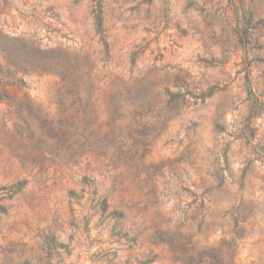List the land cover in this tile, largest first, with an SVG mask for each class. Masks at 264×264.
<instances>
[{
    "label": "rangeland",
    "instance_id": "obj_1",
    "mask_svg": "<svg viewBox=\"0 0 264 264\" xmlns=\"http://www.w3.org/2000/svg\"><path fill=\"white\" fill-rule=\"evenodd\" d=\"M0 43L30 70L0 101V188L29 181L0 264H264V0H0ZM85 177L136 205L123 229L72 200Z\"/></svg>",
    "mask_w": 264,
    "mask_h": 264
},
{
    "label": "trees",
    "instance_id": "obj_2",
    "mask_svg": "<svg viewBox=\"0 0 264 264\" xmlns=\"http://www.w3.org/2000/svg\"><path fill=\"white\" fill-rule=\"evenodd\" d=\"M94 19H95V27L97 34L100 37V42L103 44L104 49L106 52L109 50V43L107 41V34L106 30L104 28V9L102 4L99 2L95 8H94ZM1 35L9 38V36H6L5 34ZM37 44V50L43 51L39 48L38 42ZM0 53L7 57V63L6 64H0V101H5L8 103H15L17 101L16 97H12L9 95L7 88L11 89H19L23 90L28 87L27 81L24 79V77H18V73H22L23 75L27 74L30 70L28 67L24 65V61L22 59H19V57H16L14 59L13 55L8 52L7 45L5 43H0ZM45 59L43 63H38L37 69H41L44 72H57L59 76L61 77L62 81L66 79L67 72L63 69L62 61L64 60V57H57L54 55V50H48L45 51ZM20 53H18L19 55ZM52 61H55L56 63H52ZM11 66H15V69H12ZM71 93L74 94V102L77 101L75 98L77 94L75 93V89L70 90ZM257 108V107H256ZM116 131V130H114ZM63 135L67 136V133L65 130L62 129ZM91 135H93V130L91 127V124L89 123L85 129L79 134V137H83L84 144H92V138ZM68 139V138H67ZM96 142L101 145L102 147L107 148H117L121 151L120 145L122 143H126L125 139L121 136H106L103 139H97ZM25 164V163H24ZM124 180L123 175L117 176L114 180V186H117L119 182L121 183ZM28 179L25 178L23 180H19L16 183L12 184L10 187L6 188H0V194L5 195L6 197H2L1 200H11L15 198L17 195H19L26 185L28 184ZM85 188L82 190V194L77 193L76 191L72 190L70 191V197L72 200L80 204L81 206H84L87 211L91 215H100V217L104 220L109 221H116V227H120L123 229L125 227V224L127 223V217L132 213L136 205H129L125 204L124 202H121V208L113 211H109L111 208V195L109 192L101 193V185L95 181L91 180L88 177H85L84 180ZM88 190L89 199L84 200L85 198V192ZM113 192V190L111 191ZM4 208V207H1ZM115 227V228H116ZM115 228L113 232L115 231ZM50 246L55 247L57 246V242L54 238H50L48 240ZM213 264V263H211Z\"/></svg>",
    "mask_w": 264,
    "mask_h": 264
}]
</instances>
